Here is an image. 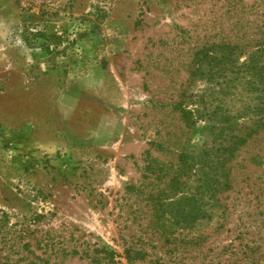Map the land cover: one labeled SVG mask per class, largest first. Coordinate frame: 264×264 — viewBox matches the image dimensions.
<instances>
[{
  "label": "rangeland",
  "instance_id": "374dc122",
  "mask_svg": "<svg viewBox=\"0 0 264 264\" xmlns=\"http://www.w3.org/2000/svg\"><path fill=\"white\" fill-rule=\"evenodd\" d=\"M260 21L264 0H0V215L30 250L12 258L264 264V161L237 170L224 217L182 227L165 216L169 239L144 202L119 209L146 150L176 162L224 112L221 64L195 75L196 52L246 42ZM128 245L144 256L127 259Z\"/></svg>",
  "mask_w": 264,
  "mask_h": 264
},
{
  "label": "trees",
  "instance_id": "16d2710c",
  "mask_svg": "<svg viewBox=\"0 0 264 264\" xmlns=\"http://www.w3.org/2000/svg\"><path fill=\"white\" fill-rule=\"evenodd\" d=\"M257 29L258 35L246 42L245 38H236L222 44H211L196 52L195 62L198 66L193 72L195 75L204 73L213 78L215 68L203 70V62L213 66L221 64L224 81L222 91L227 99L221 118L206 120L202 127L208 133L205 139L190 149L182 148L176 155V162L161 160L153 156L149 149L146 150L139 168L140 179L125 187L127 196L122 198L124 202L119 203V209L134 204L133 212H137L141 208L138 204L144 202L151 215L148 225L157 233L169 235L167 239L171 235L164 229L165 216L169 218L170 224L182 227L193 226L204 218L212 220L216 214L224 217L228 208L222 195L233 189L237 170L250 164L260 166L264 161L262 21ZM180 111L186 113L183 106H180ZM193 111L200 113L198 109ZM133 194L136 197L129 202ZM14 226L2 211L0 264H21L20 258H12L14 252L22 249L30 251L29 243L24 241L26 232ZM95 251L99 255L94 258L95 261L108 259L114 262V251L105 248H95ZM144 254L141 247L128 245L125 248V257L129 260L143 257Z\"/></svg>",
  "mask_w": 264,
  "mask_h": 264
}]
</instances>
